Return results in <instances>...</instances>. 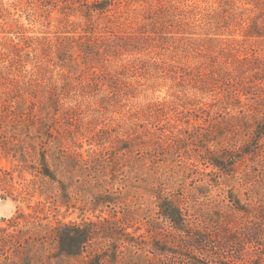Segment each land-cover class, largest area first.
<instances>
[{
	"label": "rangeland",
	"instance_id": "rangeland-1",
	"mask_svg": "<svg viewBox=\"0 0 264 264\" xmlns=\"http://www.w3.org/2000/svg\"><path fill=\"white\" fill-rule=\"evenodd\" d=\"M256 2L261 0H114L103 13L95 12L88 18L85 12L77 10L67 22L64 12L57 8L48 6L50 9L47 10L28 0H0L1 37H15L18 30L25 31L27 35L51 37L66 30H76L66 33L78 39L80 34H86L84 28L91 29L93 33H87V36L91 35V39L95 40L96 48H92L94 51L90 57L84 58L85 53L76 46L73 52L81 61L79 71L82 72L80 76L78 71L68 73L75 83L77 77L87 81L92 73H104L110 84L104 80L106 84L94 91L95 96L86 99L85 103H89L90 107L83 105L68 120L59 119L57 126L64 138L65 154L78 164L70 166L67 161L56 165L50 159L51 167L66 191L59 182H53L37 170L40 166V146L36 145L37 149H34L32 143L35 140L30 136L36 134L39 124L35 122L34 125L28 119L22 121L0 111V169L9 172L0 170V225H6V220L19 212H24L26 220L32 224L35 216H39L37 220L43 224L51 222L54 225L58 220L77 223L95 221L100 217H110L128 204L137 202L143 209H149L139 216L137 223L144 226L140 232L146 231L148 220L157 215L155 190L164 181L163 173L171 166L177 170L189 160H196L198 141L193 140L190 133L208 129L204 109H210L212 115H216L214 109L218 107L212 108L210 104L214 102V97L225 100L228 94L229 86L224 83H220L214 95L198 93L191 85L180 87L177 85L178 76L182 69L196 65L200 59L197 52L202 44L218 52L222 50L219 64L223 63L224 53L229 47L234 48L240 57L249 56L252 51L264 56V36L253 30L255 21L263 25L264 6L262 2ZM248 30L255 33L248 34ZM84 38L82 41L86 40ZM60 71L58 68L54 70V79L60 77ZM109 73L112 75L109 76ZM248 76L245 82L249 80ZM109 77L116 78L115 82L112 83ZM76 93L77 90L73 94ZM103 97L107 98L105 107L98 112L99 100ZM199 99L202 100L200 103L191 104ZM241 99L243 103L247 102L243 93ZM163 103L172 107L163 123H172L173 130L181 129L180 134L183 133L181 139L168 148L156 145L161 131L156 124L161 122L158 123L159 117L154 110L151 111V107L160 108L157 104ZM239 110L238 107L229 108L231 114L239 113ZM217 115L222 125L228 124L231 119L230 114ZM67 122L68 126L65 125ZM105 128L110 129L111 134L105 147H102L97 144L94 135ZM129 136L139 144L134 146L135 151L131 155L122 151L125 152L123 155L117 148L128 143L119 140ZM172 137L171 133L170 140ZM101 150L105 151L98 158L97 168L84 164L86 161L91 163L94 151ZM113 155L120 156L117 160L120 170L114 174L108 167ZM164 156L166 159L160 165L155 162L157 157L163 159ZM262 158L250 159L247 156L235 173L222 175V184L212 187L211 196L217 198L222 189L233 188L245 199L248 188L242 183L245 177L248 178L247 173L251 176L249 186L255 184L264 190L263 167L258 164ZM197 168L201 171L204 166L200 164ZM103 169L106 173L102 172ZM205 169L210 172L213 168ZM169 173L176 176L173 178L176 182L174 189L177 188L180 194L194 190L193 185L200 183L196 174L190 175L195 176L192 178L172 171ZM207 177L214 178V175ZM27 187L31 193L33 191V196L27 194ZM101 193L109 194L113 202L94 208L96 196ZM129 230L132 231L131 228ZM91 250L92 247L88 251ZM39 254L44 257L46 252L40 251ZM85 258L84 255L57 256L47 259L46 264H83Z\"/></svg>",
	"mask_w": 264,
	"mask_h": 264
},
{
	"label": "trees",
	"instance_id": "trees-1",
	"mask_svg": "<svg viewBox=\"0 0 264 264\" xmlns=\"http://www.w3.org/2000/svg\"><path fill=\"white\" fill-rule=\"evenodd\" d=\"M28 1L40 4L41 8L47 10L50 9L48 6L60 9L70 22L69 17L73 12L83 11L91 18L95 12L108 10L114 0ZM261 2L264 6V0ZM255 23L253 30L264 36V22L261 26ZM84 30L86 34H80L78 39L66 33L76 30H66L53 37L27 35L23 30L15 31V37L0 36V111L19 117L22 121L32 120L34 125L35 122L39 124L36 134L30 136L35 140L33 148L40 146V166H37V170L42 176L59 182L65 191L66 187L53 171L50 159L56 165L67 161L70 166L78 164L65 154L64 138L57 126L59 119L68 120L83 105L90 107L89 103H85L86 99L95 96L94 91L106 84L104 80L108 84L104 73H92L87 81L77 77L76 83L68 73L78 71L80 76L82 72L79 71L81 61L73 52L76 46L87 54H84V58L94 51L92 48H96L95 40L91 39V35L87 36L93 31ZM250 33L255 32L248 30ZM84 37L87 41H82ZM256 52L240 57L234 48L229 47L224 53L223 63L219 64L222 50L218 52L202 44L197 52L200 59L196 65L182 69L177 82L180 87L191 85L198 93L214 95L220 83H224L229 86L228 94L225 100L214 97L210 106L218 107L214 109L216 115L213 116L210 109H204L208 129L205 132L197 129L190 133L192 139L198 141L196 160L188 157L191 160L179 169L171 166L163 173L164 181L155 190L157 215L148 220L146 231L140 232L144 226L137 223L139 216L149 209H143L137 202L128 204L110 217L83 223L58 220L56 225L51 222L43 224L37 220L39 216H35L32 224L26 220L24 212H19L7 220L3 219L6 225H0V264H46L47 259L57 256L82 255L86 257L82 260L83 264H264V190L255 184L249 186L251 176L247 173L248 178L245 177L242 183L248 188L245 199L233 188L222 189L217 198L211 196L212 187L222 184V175L235 173L247 156L250 159L263 157L258 164L263 167L264 175V56H258ZM79 56H82L81 53ZM57 68L62 71L58 72L60 77L54 79L53 72ZM248 74L249 80L245 82ZM109 80L113 83L116 78L109 77ZM76 90L77 93L73 94ZM241 93L246 95L247 102H242ZM106 100L104 97L99 100L98 112L105 107ZM157 105L160 108L151 107V111L154 110L159 117L158 123L161 122L160 125L156 124L161 130L156 145L168 148L179 141L183 133L180 134L181 129L173 130L172 123H163L172 107L167 103ZM231 107L240 108L239 113L231 114ZM219 113L231 115L228 124L222 125L218 121ZM65 125L68 126L69 122ZM166 128H169L168 132ZM171 133L174 138L170 140ZM110 134V129L105 128L95 133L94 138L98 145L105 147ZM119 141L128 145L120 146L117 150L130 155L135 151L134 146L139 144L132 136ZM103 151H94L91 163L86 161L84 164L97 168L96 163ZM119 157L112 156L108 166L112 174L120 170ZM164 157H157L155 162L160 165L166 159ZM200 164L204 166L201 171L197 168ZM208 167L213 169L207 172L205 168ZM170 171L181 173L183 177L194 178L190 175L196 174L200 183L193 185L194 190L180 194L177 188L174 189L176 182L173 178L176 176ZM102 172L106 173V170ZM212 175L214 178L207 177ZM26 191L29 196L34 195L28 187ZM111 202L113 199L109 194L101 193L96 196L94 208L107 206ZM90 247L92 250L88 251ZM40 251H45L46 257L40 255Z\"/></svg>",
	"mask_w": 264,
	"mask_h": 264
}]
</instances>
